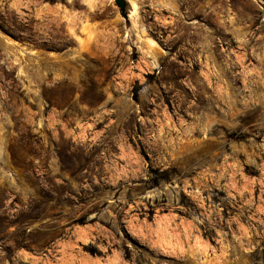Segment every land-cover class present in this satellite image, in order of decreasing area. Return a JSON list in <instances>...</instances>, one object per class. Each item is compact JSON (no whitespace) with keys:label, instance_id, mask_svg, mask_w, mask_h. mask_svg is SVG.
<instances>
[{"label":"rangeland","instance_id":"1","mask_svg":"<svg viewBox=\"0 0 264 264\" xmlns=\"http://www.w3.org/2000/svg\"><path fill=\"white\" fill-rule=\"evenodd\" d=\"M0 0V264H264V0Z\"/></svg>","mask_w":264,"mask_h":264},{"label":"water","instance_id":"2","mask_svg":"<svg viewBox=\"0 0 264 264\" xmlns=\"http://www.w3.org/2000/svg\"><path fill=\"white\" fill-rule=\"evenodd\" d=\"M128 0H115V5L118 7L121 16L129 21V15L132 11Z\"/></svg>","mask_w":264,"mask_h":264},{"label":"bare ground","instance_id":"3","mask_svg":"<svg viewBox=\"0 0 264 264\" xmlns=\"http://www.w3.org/2000/svg\"><path fill=\"white\" fill-rule=\"evenodd\" d=\"M129 4H130L131 9H132V11H131V13L129 15V18H130L131 16H134V15H136L138 13V8L139 7H138V4L136 3V1L135 2H130Z\"/></svg>","mask_w":264,"mask_h":264}]
</instances>
